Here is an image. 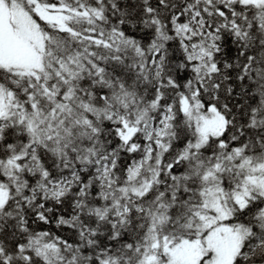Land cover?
<instances>
[{"label": "snow or ice", "instance_id": "6c2138e0", "mask_svg": "<svg viewBox=\"0 0 264 264\" xmlns=\"http://www.w3.org/2000/svg\"><path fill=\"white\" fill-rule=\"evenodd\" d=\"M0 264H264V0H0Z\"/></svg>", "mask_w": 264, "mask_h": 264}]
</instances>
